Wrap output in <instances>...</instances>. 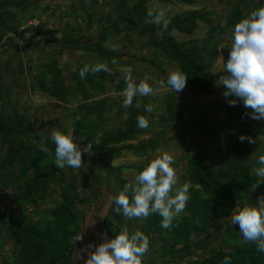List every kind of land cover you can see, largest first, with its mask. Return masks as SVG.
Instances as JSON below:
<instances>
[{
	"label": "rangeland",
	"instance_id": "374dc122",
	"mask_svg": "<svg viewBox=\"0 0 264 264\" xmlns=\"http://www.w3.org/2000/svg\"><path fill=\"white\" fill-rule=\"evenodd\" d=\"M24 1L25 12L11 8L15 12L13 26L16 30L5 31L4 38L0 41V114L7 119H11L12 112L25 115L28 118L26 120L35 128L32 138L36 141L48 138L46 143H53L50 139L51 133L68 127L72 122L70 113L82 102L78 94L82 90H76L78 88L75 76L80 77L79 72L86 64L106 62L100 61L91 51L82 50L84 52L82 53L74 49H62L60 41L64 38L83 36L85 40L81 41L82 44H86L87 39L96 42L97 34L104 27H107L108 34L113 33L117 17L123 13L128 14L137 0ZM240 2L241 0H191V4L187 5L175 1L167 3L165 0L145 1L146 11L164 8L167 10L166 18L169 20L173 16H183L190 10L206 12V21H197L196 29L199 27V30H194L191 35L186 36L171 31V35L177 42L191 39L201 42L210 34L211 27L216 28L212 34L210 48L213 54L215 50V53L221 52L223 58L220 54L217 59L213 58V54L209 57L211 74L212 68L217 70V67L219 74L216 82L214 81L213 89L211 85L207 93L191 94L190 91L193 89L187 84L182 92L176 93L167 85L169 73L179 71V65L170 61L159 48L148 43V36L142 33L143 26L139 21L135 22V29L122 28L118 30L117 35L107 37L105 48L111 50V45L116 44L119 46L116 52L124 53V57L116 64L107 62L113 75L110 76L106 72L95 74L89 72L85 77L87 82L83 84V88L89 96L85 103L104 101L101 121L92 117L100 125L91 133L90 141L97 146L105 132L114 133L122 130L123 121L129 115L128 110L133 108L149 118V127L147 130L139 129L135 140L127 144L137 145L142 140L159 137V147L144 156L123 149L118 152L109 151L112 147L118 148L122 144H109L107 149L98 153L85 152L82 156L84 161L82 167L66 166L62 169L64 179L67 178V174L69 177L71 175L69 181L65 179L63 186H51L45 199L35 200L30 204L15 201L16 196L25 191L22 180H26L24 177L20 182L10 183L12 172L19 174L17 167L0 172V262L19 264V246H16L13 240H9L6 231V227L15 222L21 225L40 224L41 227L50 228L61 222L69 230H74V225L77 226V234L84 233L83 240L72 241L70 257H61L57 264H86L88 252L85 249L90 243L98 246L105 239H114L125 227L130 234L139 230L149 237L150 249L143 257V264H163L173 260L175 258L173 255L162 256V252L168 250L172 238L168 234L169 229L161 227V221L159 229H147L149 217L147 220H126L114 211L112 197L120 193V187L116 173L108 167L109 165L119 169V176L126 184L134 183L135 176L151 160L168 152L175 158L173 167L179 177L175 187L179 188L187 182L186 162L189 157L199 153L204 156L206 162L214 161L216 166L226 167L225 149L237 142L247 151L245 165L249 168L250 176L259 179L254 169L260 166L257 163L259 155H264V119H252L251 110L245 108L240 101L241 107L247 111L248 136L256 140V143H249L247 139L241 142L239 137L245 135L244 119L236 117L237 110L230 106L222 95L225 91L224 86L217 85L220 83L219 77L226 74L224 65L231 51L233 30L227 26V19L233 12L232 9ZM257 3L258 0H248L246 4L239 5L242 19L255 10ZM156 26L158 29L155 34L159 37L163 33L161 31L163 26ZM17 40H23L24 43L21 45ZM44 45H47L45 52L42 49ZM129 71L136 83L144 80L145 76L150 77L148 83L155 91L151 96H136L131 106L124 107L125 88L120 87V82H125L124 76ZM161 81L164 83L161 84ZM51 82H62L69 91H75L74 94L67 96L68 101H65L67 107L60 104L61 101L57 98L46 99L42 87L52 90ZM29 95L31 98H28ZM168 101L177 109L184 106L180 120L161 119L167 112ZM137 103L139 107L136 106ZM149 103L155 105L151 114L145 109ZM84 147L81 146L82 149ZM5 155L6 144L0 142V159ZM52 160L54 163V154ZM262 194L264 185L254 191L251 188L249 195L233 206V210L236 206L239 207V204H243V207L255 205L258 202L257 198ZM58 206L66 207L71 218L61 210L57 218L55 212L57 213ZM118 215L120 221L116 222L114 216ZM184 215L183 211L176 219ZM197 235L199 237L192 248L178 252V256H182L180 262L176 259L178 264H190L201 254L212 255L219 249L227 251L234 244L246 241L240 234L239 225L232 224L231 216L218 224H213L208 232ZM181 246L179 244L178 248ZM260 264H264V260Z\"/></svg>",
	"mask_w": 264,
	"mask_h": 264
},
{
	"label": "trees",
	"instance_id": "16d2710c",
	"mask_svg": "<svg viewBox=\"0 0 264 264\" xmlns=\"http://www.w3.org/2000/svg\"><path fill=\"white\" fill-rule=\"evenodd\" d=\"M146 0H137L129 9L128 14L123 13L117 17L113 28L115 31L108 34L107 27H104L97 34L96 42L91 39L86 40V44H82L83 36L77 38H64L60 41L61 48H72L76 50L91 51L97 55L100 61L110 63L113 58L117 61L124 57V53L113 52L105 48L104 43L108 36L117 35L118 30H132L136 28V21L143 26L142 33L148 36V43L153 47L159 48L165 56L179 65V71L188 76L187 85L192 87L191 94L196 92H209L212 82L217 80L218 76H214L210 72L209 57L213 54L210 48L212 34L216 28L211 27L209 35L201 40H188L185 42H177L171 35V31L175 30L181 34L191 35L197 28V21H206V12L200 10L187 11L183 16H173L170 20L167 31L161 36L155 33L158 27L155 24L145 23L147 12L145 9ZM168 2H178L181 4H191V0H165ZM248 0H241L239 5L246 4ZM24 0H0V41L4 38L5 31L16 30L13 26L15 12L11 8H17L25 12ZM239 5L232 9V13L228 16L227 26L234 27L242 17ZM24 6V7H23ZM264 6V0H258V9ZM23 8V9H21ZM132 18V20H130ZM112 25V24H111ZM123 26V27H122ZM85 40V39H84ZM215 53V51H214ZM78 90H82L79 94L82 102L75 107L70 113L75 128L73 136L82 144L87 146L92 144V151L98 153L107 149L108 145L122 146L112 147L109 151L118 152L120 149L132 152L135 155L144 156L149 152L155 151L159 147V137L146 139L138 142L137 145L127 144L135 140L136 134L140 128L137 127V117L143 115L141 111L133 108L128 110L129 115L123 121L124 128L118 132H105L96 146L90 141L91 133L95 127H99L98 119L101 121L104 101L85 103V99L89 96L84 91V83L86 78L81 79L75 76ZM52 90L42 87L48 96L57 98L61 102H67V96L71 93L62 82L50 83ZM120 87L125 88L126 83L120 82ZM99 89H101L99 87ZM84 91V92H83ZM64 96H61L63 95ZM84 98V99H83ZM237 110V118L244 119V134L248 136L247 129V111L238 103L234 106ZM183 109H177L171 101L167 102V112L161 119L168 121H177L182 118ZM77 117H80L77 120ZM97 118V120L92 119ZM147 130V129H145ZM35 128L23 118L20 114L12 112L11 119L5 118L0 114V142L6 144V155L0 159V172L7 169L17 167L19 174L10 175V183L23 181L25 191L16 196V202L20 204H30L45 199L46 193L51 186H63L65 179L70 180L69 175L63 178L64 172L58 168L52 160V156L48 157L44 152L40 151L41 141L32 138ZM83 141V142H82ZM86 141V142H84ZM49 150L54 154L55 145L47 143ZM225 157L227 166H216L214 161L206 162L202 154H196L189 157L186 162V180L190 185V199L184 210L185 215L173 221V227L169 229V235L172 241L169 243L168 250L162 252V256L173 255L175 258L163 264H178L182 260V256H178L179 251L189 250L194 246L197 234H204L209 231L213 224H218L229 218L233 212V206L239 201H243L257 181V178L250 176L249 168L245 165L247 161V151L237 142L230 144L225 149ZM50 158V159H49ZM49 159V160H48ZM110 169L115 171L120 192L124 190L126 182L120 178L118 168ZM264 185L262 183L259 187ZM197 186V188H195ZM131 196V193H129ZM69 200L68 195H66ZM243 204H239L242 208ZM60 210L68 217L71 214L64 206H58L55 216L59 218ZM121 216V215H120ZM120 216H114L116 222L120 221ZM162 217L158 214L149 216L147 229L158 228ZM78 227L74 225V230L66 229L61 222H57L54 227L40 226V224L21 225L18 222L12 223L6 227L9 240H13L16 246H19V264H57V261L66 256L70 257L72 252L73 237L77 235ZM60 235V236H59ZM7 240V241H9ZM179 244L182 245L180 248ZM231 257V264H260L264 260V253L257 250L254 242L245 241L234 244L229 250H217L212 255L206 256L201 254L190 264H221L224 257ZM0 264H8L1 261Z\"/></svg>",
	"mask_w": 264,
	"mask_h": 264
},
{
	"label": "clouds",
	"instance_id": "9594fccd",
	"mask_svg": "<svg viewBox=\"0 0 264 264\" xmlns=\"http://www.w3.org/2000/svg\"><path fill=\"white\" fill-rule=\"evenodd\" d=\"M166 9H149L145 23L162 25L167 31L170 20L166 18ZM23 44V40H17ZM107 46V45H106ZM119 46L111 45V51L116 52ZM118 61L113 58L111 63ZM91 72L93 74L110 70L107 62L95 65H84L79 76L84 79ZM226 74L219 77L220 83L225 88L222 95L230 106H236L240 101L245 108L251 110V118L264 119V7L253 10L245 18L235 24L229 58L224 65ZM150 77L136 83L131 72L124 76L126 87L123 91V106L129 107L136 96H151L154 88L148 83ZM188 76L181 71L170 72L167 85L176 93H180L186 87ZM161 84L164 81L160 82ZM234 97V98H233ZM139 107V103L136 105ZM155 105L149 103L145 106L146 112L151 114ZM80 117H77L79 120ZM137 127L147 129L149 118L145 115L137 117ZM48 138L40 143V151L52 156L53 153L47 146ZM55 145L54 163L63 169L80 168L83 166V153L91 154L92 144L89 143L83 149L75 141L72 131L65 133L54 131L50 137ZM240 141L248 140L256 143L252 137L241 135ZM175 158L168 152L158 155L139 172L134 183H127L124 190L112 197L115 204L114 211L122 215L126 220H147L149 216L158 214L162 217L161 227L170 229L173 221L185 210L190 199L189 183L185 182L179 188L175 186L179 177L173 167ZM259 167L255 168V174L259 179L252 185V191L264 183V155H259L257 161ZM175 189V191H174ZM131 193V196L129 195ZM255 205H246L242 208L236 206L231 214V222L239 225V231L244 240L254 242L259 252L264 253V194L259 196ZM84 233L73 237L74 242L82 241ZM95 249L94 251L91 249ZM150 249L149 237L142 231L130 234L127 227L123 228L114 239H105L98 246L90 243L85 249L88 252L86 264H143V257ZM221 264H231V257H224Z\"/></svg>",
	"mask_w": 264,
	"mask_h": 264
},
{
	"label": "crops",
	"instance_id": "0c3cea01",
	"mask_svg": "<svg viewBox=\"0 0 264 264\" xmlns=\"http://www.w3.org/2000/svg\"><path fill=\"white\" fill-rule=\"evenodd\" d=\"M230 28H232L231 30H234V27H230ZM229 28V29H230ZM196 30H199V27H198V29H196ZM174 32H176V33H178L179 35H185L186 36V34H181V33H179V32H177V31H175V30H173ZM173 36V35H172ZM79 37V36H78ZM45 46H47V45H44V47L42 48L43 49V51L45 52ZM33 47L35 48L36 47V45H33ZM66 50H72V48H67ZM74 51H77V52H82V53H84L82 50H76V49H74ZM215 52H216V50H215ZM218 54H220V56H221V58H223V54L221 53V52H217V53H214L212 56H213V58L214 59H217L218 58ZM212 58V59H213ZM212 66H214V65H212ZM218 66V65H217ZM216 69H213L212 68V74L214 75V76H217L218 74H219V69H218V67H217V70L215 71ZM216 82V81H215ZM215 82H212V89H213V86H214V84H215ZM225 89V88H224ZM29 93V92H28ZM70 93H72V94H74L75 93V91L74 90H71L70 91ZM24 96H26V94L24 95ZM45 96H46V99H55V98H52V97H50V96H48V94H45ZM72 96V95H71ZM28 98H31L30 97V95L28 96ZM72 99V98H71ZM57 103V102H56ZM60 104H63L64 106H66L67 107V103L65 102V103H62V102H59ZM35 104V103H34ZM31 107V106H30ZM74 110V109H73ZM69 112H71V111H69ZM68 112V113H69ZM73 112V111H72ZM20 115H22L21 113H20ZM23 118L24 119H27L28 120V118L25 116V115H23ZM261 125V124H260ZM46 129H48V128H46ZM75 128H74V125H73V122H71V123H69V126L68 127H63V128H61L59 131H62V132H65V133H67V132H69L70 130L72 131V133L74 134V130ZM52 134V133H51ZM75 138V137H74ZM75 141H77L76 139H75ZM79 143V142H78ZM80 144V143H79ZM81 146H82V144H80Z\"/></svg>",
	"mask_w": 264,
	"mask_h": 264
}]
</instances>
